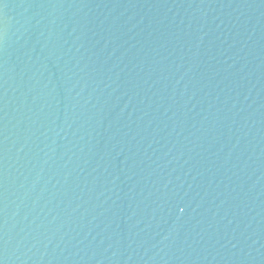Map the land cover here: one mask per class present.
<instances>
[{"label": "water", "instance_id": "water-1", "mask_svg": "<svg viewBox=\"0 0 264 264\" xmlns=\"http://www.w3.org/2000/svg\"><path fill=\"white\" fill-rule=\"evenodd\" d=\"M0 264H264V0H0Z\"/></svg>", "mask_w": 264, "mask_h": 264}]
</instances>
